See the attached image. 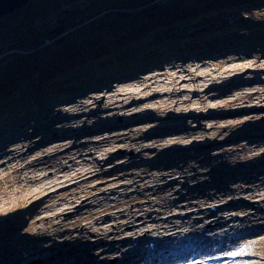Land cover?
Listing matches in <instances>:
<instances>
[{"label":"rangeland","instance_id":"rangeland-1","mask_svg":"<svg viewBox=\"0 0 264 264\" xmlns=\"http://www.w3.org/2000/svg\"><path fill=\"white\" fill-rule=\"evenodd\" d=\"M80 15L79 13L78 17ZM213 15L212 12L201 20L193 19L178 23L169 34L170 40L162 39L164 41L160 44L162 52L156 61H144L145 58L142 56L146 52L140 50L136 53L140 64L136 66L124 70L111 69L91 80L88 78L82 83L77 82L76 89L62 93L59 99L44 103L39 101L40 103L36 104L38 111L31 116L27 111L33 110L32 107H26L16 113L0 117V120H4V123L0 121V132L6 133L3 130L9 123L21 117L23 113L28 114L24 120L16 123L28 124L24 127V132L22 131L24 144L18 149L25 151L28 146L41 147L54 141L51 148L30 153L25 160L21 159L18 165L36 160L40 164L46 162L45 166L48 159L53 158L56 153L71 148L74 163L78 162V166H83L81 163L83 160L88 162V166H92L78 173L74 171L77 165L73 164L69 171L67 169L65 172L57 171L54 176L59 177L58 179L52 182L46 180L47 184L35 185L29 190L21 189L19 194L13 187L17 186L16 174L19 168L10 165L6 170L0 171V264H40L57 256L59 251L61 257H56L54 264L69 262L83 264L89 259V255L87 258L85 256L81 258L79 252L88 241L77 243L76 249L68 257L63 255L67 252V246L56 245L58 241L63 242L64 238H67V233L78 232L80 228L86 229L84 236L89 238L88 240H94L95 233L88 227V222L102 221V227L112 232L108 235V241L112 244L125 237V234L116 229L117 223L128 226L130 223L141 225L143 219L145 225L159 218L178 219L177 217L185 213L190 219H194L195 223L189 232L181 230L182 237L169 240L162 237L155 241L154 238L146 236L137 241L136 235H128L122 251H130L132 248L133 252L126 253V261L120 263L123 262L121 251L107 252L105 264H147L146 261L151 258H155L156 264H161L157 262L158 259L165 260V264H197L203 259L229 261L235 258L264 262V239L254 243L256 253L253 255L239 254L237 250H229L223 254L222 249L216 251L212 257L206 254V249L213 250L219 244L228 247L236 245L235 239H245L243 233L258 224L248 223L242 228L243 233L239 234L240 237L235 235L236 238H231L233 228L216 226L214 221L217 217L226 219L230 225H235L238 224L236 220L239 216H247L253 221L258 213L257 209L264 211V201H260L259 198L261 192L264 195V190L251 196L245 191L242 198L221 196L217 193L219 188L227 190L239 185L243 177L240 171L246 166L247 157L252 154L263 159L257 163L259 173L252 170L247 171V175L258 181L264 177V26L236 28L238 27L236 25L241 23H256V20L264 15V10L261 8L250 11L234 10ZM67 16L60 15L59 19L51 21L53 29L61 27V30L57 34L51 33L54 37L44 39V44L52 42L56 36L66 32L63 18ZM82 21L84 19L80 20V23ZM84 24L86 23L82 25ZM228 24L231 28L228 31L215 28L217 27L215 25ZM146 40H142L141 44L145 46ZM4 44L3 42L1 45ZM12 51L10 49L6 54ZM12 58L8 56L6 59L11 61ZM168 71H172L176 77L182 75V79L179 80L180 88H173L170 76L165 75ZM151 76L155 89L151 91L149 97L135 99L127 95L126 92L141 89V81ZM150 82L151 80H147L146 83ZM125 84L129 85L124 90L116 89ZM195 89H199V92H193ZM180 90L186 93L185 99L191 98L192 102L180 104V97L172 101ZM39 99L44 100L43 97ZM111 102L136 106L127 112V116L119 114L120 112L113 115L112 121L98 122L94 121L95 118L92 119L94 124L89 125L90 130L70 124L67 130L59 128L53 130L54 125L59 126L62 120L64 121L65 116L62 114H65L66 109L70 108L69 114L72 117L78 115L80 118H89L91 113L99 115L101 112L105 117L110 116L107 108ZM53 136L56 138L47 143ZM99 139L103 140L92 145ZM86 141L87 144L84 145L83 142ZM165 143H170V150L162 155L159 158L161 161L157 163L158 158L150 151L160 145L165 146ZM93 146H97V149ZM2 149L4 147H0V166L2 163H8L7 158L3 157L5 150ZM68 160L67 157L57 158L56 162H59L57 166ZM167 160H170L173 167L187 166L185 171L191 176L186 182L180 178L178 180L181 181L180 184L166 191L165 194L171 196L170 209L152 204V201L158 200L156 196L149 198L152 199L150 201L143 197L138 199V191L130 189L139 188V183L128 185L125 189L119 187L122 183L118 182L103 185L106 180L117 181L119 177H127L131 172H138L137 182L142 177L146 184L152 185L155 182L151 180L158 171H165L163 162ZM141 167L145 170L141 171ZM63 173L68 176L67 180L66 176L63 178ZM168 173L166 178H175V173L169 171ZM208 177L210 179L206 180ZM160 183H163L162 180ZM187 183L190 185L189 189ZM93 186L96 187L93 192L86 194L92 191L89 188ZM179 186H182L181 192H187L175 193L174 190ZM241 186L249 188L251 184L241 182ZM111 188H117V192L109 191ZM212 193L216 194V197L205 202L204 198L211 196ZM197 199L203 203L197 202ZM81 200L87 202L85 208L79 207ZM115 200L127 201L124 207L107 211L106 207ZM220 202H223V207H219ZM136 203L142 204L141 209L135 205ZM72 204V207H67ZM128 207L131 213L122 217L120 215L122 208ZM85 209L87 213L84 212ZM92 209L99 211L92 216L88 214ZM203 209L209 210V213L203 216L200 213ZM75 210L83 212L79 217H70ZM147 210H150L148 217ZM67 215L69 218L66 219ZM199 216H203L202 220H198ZM259 222L264 224V219ZM166 232L168 233L161 231V234L165 235ZM256 236V233L253 234L251 239ZM51 240L54 246H51ZM149 242H152V247H149ZM170 243L173 248L169 247ZM109 244L106 241L101 242L105 249ZM200 248L205 251L199 256L197 252ZM166 253L168 254L165 255ZM177 255L182 257L179 261L176 259ZM239 255L242 258L238 257ZM117 256L120 262H116Z\"/></svg>","mask_w":264,"mask_h":264},{"label":"trees","instance_id":"trees-1","mask_svg":"<svg viewBox=\"0 0 264 264\" xmlns=\"http://www.w3.org/2000/svg\"><path fill=\"white\" fill-rule=\"evenodd\" d=\"M259 8L264 10V0L27 2L0 18V55L5 53L0 57V115L34 107L38 101L48 102L102 72L136 66L140 50L146 52L144 61L158 60L160 44L170 40L169 34L180 22L201 20L212 12L217 16L224 11ZM139 9L143 10L133 13ZM60 15H68L63 18L66 32L44 44V39L54 37L51 21ZM259 25L264 26V15L256 23L245 22L236 28ZM215 26L231 29L229 24ZM142 40H146L145 46ZM10 49L13 51L6 54ZM8 56L13 57L11 61ZM38 96L44 100H35Z\"/></svg>","mask_w":264,"mask_h":264},{"label":"bare ground","instance_id":"bare-ground-1","mask_svg":"<svg viewBox=\"0 0 264 264\" xmlns=\"http://www.w3.org/2000/svg\"><path fill=\"white\" fill-rule=\"evenodd\" d=\"M4 15H7V14H4ZM4 15H2L1 17H4ZM171 72L172 71H168L165 73V75L170 76V81H171V85L173 84V88H176V87L180 88L179 87V80L182 79V75L176 77V74L174 75ZM193 74L196 75L195 72H193ZM135 80L138 81L137 79H135ZM147 80H151V82L146 83ZM141 84H142L141 89H138L135 92H130V93L126 92L127 95L134 97L135 99L140 98V97H144V96L149 97L151 95V91L155 89V83L152 80V76L150 78L143 79L141 81ZM128 85L129 84L118 86V88H116V89L124 90ZM193 92H199V89H195ZM198 95L201 96L200 94H198ZM185 96H186V93L183 92L182 90H180L175 95V97L172 98V101H175V98L180 97V99H181L180 104L192 102L191 98L187 97L188 99H185L186 98ZM38 97H36L35 100H37ZM59 98H60L59 96H55L50 100L59 99ZM38 103H40V102L38 101ZM130 105L131 104H128V105H120L119 104L118 105V104H114L113 102H111L107 108V112L109 113L108 115H110V116L104 117L102 115V112H101L99 115L98 114L96 115L95 113H91L90 114L91 116H89V118H80L78 115L72 117L69 114V109H70L69 108V109L65 110V114H62V116H65L64 121L62 120L61 124L59 123L60 124L59 126L54 125L53 130L58 129V128L62 129V130H67L68 124H70L71 126L72 125L80 126L81 128L84 127V129L90 130L91 128L89 127V125L94 124L95 120H98V122H101V120L112 121V118H113L112 116L117 114L118 112H120L119 114H121L123 116H127L126 115L127 112H129V110H131V108H135V106H136V105H134V106H130ZM32 109L33 110H31V111H27L30 114L29 116L34 114V112L38 111V109H36V106L32 107ZM17 111H15L13 113H16ZM9 114H11V113H8V114L4 113V114L0 115V117L7 116ZM27 115L28 114L23 113L21 115V117L16 118L13 122L9 123L8 127L4 128V130H3V132H6V133L0 132V147H4V149H2V150H5L3 152V157H6L7 161H8L7 164H3V163L1 164L0 171L6 170L10 165H16V169L19 168V170L16 174L17 186L13 185V187L16 189V193L19 194V192H20L19 190H21V189L29 190L30 188L32 189V187L35 185L36 186L41 185L42 183L47 184L48 182L46 180H48L49 182H52V181H54V179H58L59 177L56 178L54 176L57 174L56 172L60 171V170H61V172H65L66 169H67V171H69L73 164L77 165V168H75L74 171H76L78 173H81L82 171H84V169L86 170V168L90 169L92 167L90 165L88 166V162H83V160L81 161L83 166H78V162L74 163L75 158L71 157V148L65 150L62 153L61 152L56 153L53 156V158L48 159V162H47L48 164L45 166H44V163H46V162H43L40 164V163H37L36 160H35V162L29 161L28 163L18 165V162H20L21 159L25 160L26 157L28 155H30V153L38 152L41 150H46L48 148H51L53 146L52 143H54V141L51 139L56 138L54 136L52 138H50L47 143H49L51 141H53V142H51L45 146L44 145L41 147L35 146L34 148H29V146H28L25 149V151L18 149L20 145L24 144V139H23V136H24L23 132L24 131H23V129L25 126H28V124L22 123L21 125H18L16 123L18 121L24 120ZM92 119H94V121ZM0 121H2V120H0ZM94 136H96V135H94ZM180 136L182 137L184 135H180ZM102 140L99 139V140H97L96 143H92V145H96L97 143L101 142ZM170 143L169 144L165 143V146L160 145L156 149H153L152 151H150V153H152V155L154 157L158 158L156 160L157 163H159V161H161V160H159V158L162 155L166 154V152H168L170 150ZM83 144L86 145L87 141L83 142ZM93 147L95 149H97V146H93ZM15 153H17L16 156H15ZM135 156H137L136 153H135ZM258 156L259 155H256V154H252V155L248 156L247 157L248 161L246 163V166L242 167L243 170L240 169L241 170L240 173H241V175H243V177L240 179V181L241 182H250L251 186L249 188H245V186H241V182L239 181V185L237 184L238 185L237 187L229 188L227 190L223 189V188H219L217 190L218 195H221V196L228 195L230 197L239 196L242 198L244 196L245 191H248L247 195L251 196L254 193H260L261 190H264V177L260 178V180L258 181L257 179H253V178L251 179L250 176L247 175V171H252V170L253 171L255 170V172L257 171V173H259V169L257 168V163L260 162L261 159H263V158L258 157ZM60 157L69 158V160L66 162L69 164L66 165V163L62 162L59 166H57V164H59V162H56V160H57V158H60ZM163 164L165 167V169H164L165 171H163V172L160 170L158 171V174L155 175L151 180L152 182H155L152 185L146 184L145 179L142 177L139 178V182H137L136 177L139 176L138 172H131L129 174V176H127V177L121 176L117 179V181H113L110 179L106 180L105 182H103V185L104 186L111 185V183L117 184V182H118V183H122L119 187H123L125 189L128 187V185H133V184L139 183V186H140L139 188H135L133 190H132V188L130 189V191H138V194H137L138 199L143 197V198H147V201H150L152 199H149V198H151L152 196H156L155 198L158 200L153 199L154 201H152V204H156L157 206H160L163 209H170V207H171V200H170L171 196H169L168 194H165L166 191H169L172 188H174V185L180 184L181 181H178L180 178H182V180L184 182H186L187 180H189V177H191V176L188 175V173L185 171V168L187 166L178 165V166L173 167L171 165L170 160L164 161ZM145 168L149 169L147 167H145ZM140 170L142 171L145 169L141 167ZM168 171L175 173L176 174L175 178H171V179L166 178V176L169 175ZM244 172L246 174H244ZM23 174H27V175H23ZM62 175H63V178H64V176H66V180L68 179L67 178L68 176L66 174L63 173ZM209 179H210V177H208L206 180H209ZM161 180L163 183H160ZM147 182H150V181H147ZM119 187H117V188H119ZM94 188H96V187H94V186L90 187L89 189L92 191H89L86 194L92 193ZM117 188H111V189H109V191L117 192ZM181 188H182V186H179V188L174 190V192L175 193L179 192V194L187 192V191L181 192V190H182ZM187 188L188 189L190 188L189 184L187 185ZM200 192H201V190L199 191V193ZM171 193H172V191H171ZM159 194H162V195L160 196ZM259 195H260L259 198L261 199L260 201H264L263 193L261 192ZM93 196L90 197L91 201L93 199ZM95 197H98V196L95 195ZM213 197H216V194L212 193L211 196L205 197L204 201L206 202V201L212 199ZM126 201L127 200H122V201L115 200L111 205H108L106 207L107 211H110L112 208L119 209L121 207H124ZM197 202H200L201 204L203 203L202 200H198V199H197ZM71 203H73V201ZM192 203H194V202H192ZM86 205H87V202H83L82 200L79 202L80 208H85ZM135 205L139 209H141V205H142L141 203H136ZM72 206H73V204L71 206H67V207H72ZM220 206L221 207L224 206L223 202H220L219 207ZM258 210L259 209L256 210L258 212V213L256 212L257 215L254 214L255 219L253 221L250 220V218L247 216H239L236 220V223H238V224H235V225H230V222L226 221V219L224 220L222 218L217 217L214 221V224L216 226H218V227L219 226H227L230 229L233 228L232 232H231V238H234V237L236 238L235 235H237V237H240L239 234L243 233L242 228L244 226H247L248 223H250V222L254 223L255 222L258 224H256L255 228H249L247 231H245L243 233V237H246L245 239H242V240L241 239L240 240L235 239L236 245L228 247L227 245L219 244L213 250H211L210 248L206 249V254L208 256L212 257V255H214L216 251L221 250V249L223 251V254H226V252L229 250H237V253H239V254H247V255L255 254L256 250L254 249V243L264 239V224L262 222L261 223L259 222V220L262 221L264 219V211H258ZM98 211H99L98 209H92V210L88 211V214H92V216H93V214H97ZM149 211L150 210L146 211V217L149 216ZM82 212L83 211L75 210L73 212V214L70 215V217L71 216L72 217H79V215ZM84 212L87 213L86 209L84 210ZM222 212L224 213L225 211H222ZM130 213H131V210L129 209V207L128 208H122V212L120 215L122 217H125V216H128ZM200 213L204 216L205 214L209 213V210L203 209V210H200ZM203 216H199L198 220H202ZM112 217H114V216H112ZM65 218L66 219L69 218V215H67ZM177 218L178 219H175L174 217H167L164 219L159 218L157 220H152L150 224L148 223L145 225H144L143 219L141 220V222H143V224H141V225H137V224L135 225L134 223H130L129 224L130 226H128V224L124 225V223H117L116 229L118 228V230L122 234H125V237L120 239L118 242L112 243V244L110 241H108V235H109V233H112V232H111V230H106L105 228L102 227V221L101 220H100L101 222H99V221H95L94 223L88 222V224H89L88 227H91V230L95 233L94 240H88L89 238L84 236V232L86 231V229L80 228V229H78V232L67 233L66 234L67 238H64L65 240L63 242L58 241V244L56 245V247H59V246L63 247V245L67 246V252H65L63 255H65V257L66 256L68 257L71 254V252L76 249L77 243H84V241H88V242H86L88 244L84 245V247H82V250L79 252V257H81V258L83 256L86 257L87 255H89V259L86 260V262H84L83 264H105V262H106L105 260L107 258L105 256V253L115 252V251H121V255L123 254L121 256V261H123V262L119 261L120 258H118V256H117L116 262L119 261L120 263H124L126 261V259H125L126 253L131 254L133 252L132 248H130V251L129 250H123L122 251V247L124 245L126 246V241H127L128 235H133V234L136 235L137 241L143 239L146 236H149L150 238H154L155 241L160 240V238H162V237H163V239L169 240L172 238L174 239L176 237L177 238L182 237L181 236V234H182L181 230L182 229H185L186 232L187 231L189 232L191 229L194 228L193 227L194 223H195V222H193L194 219H190L189 215L187 213H185L184 215H181ZM154 222H156V223L154 224ZM124 227H127V228H124ZM159 228H161L163 230H161ZM137 231H141V233H139ZM161 231H168V233L166 232V234L164 235V234H161ZM255 233L257 235L256 238L251 239L252 235ZM102 241H106V242L110 243L106 249L101 246ZM51 246H54L53 240H51ZM169 247L173 248L171 243H170ZM56 249L58 250V248H56ZM145 251L146 250H144L143 253H145ZM168 251H170V249H168ZM204 251H205L204 249L200 248L199 251L197 252V255L200 256L201 253ZM60 253L61 252L59 251L57 256H54L53 258L48 259V260H46V262H42L40 264H54L56 257L60 256ZM171 253L172 252L170 251L169 254H171ZM167 254L168 253H166L165 255H167ZM102 257H103V259H102ZM238 257L242 258V256H240V255ZM181 258H182L181 256L177 255L176 259L179 261ZM157 262L161 263V264L166 263L165 260H163V259H158ZM69 263H72V262H69ZM69 263H66V264H69ZM146 263L147 264H156L155 258L148 259L146 261ZM79 264H82V262H79ZM197 264H264V262L263 261H253V260H235V259H230L229 261L225 260V259H224V261H216V260L211 259V260L207 261V260L203 259V260L198 261Z\"/></svg>","mask_w":264,"mask_h":264},{"label":"water","instance_id":"water-1","mask_svg":"<svg viewBox=\"0 0 264 264\" xmlns=\"http://www.w3.org/2000/svg\"><path fill=\"white\" fill-rule=\"evenodd\" d=\"M32 0H0V18L4 14L11 13L18 7L25 5ZM61 30V27L52 29L51 33L57 34Z\"/></svg>","mask_w":264,"mask_h":264},{"label":"snow or ice","instance_id":"snow-or-ice-1","mask_svg":"<svg viewBox=\"0 0 264 264\" xmlns=\"http://www.w3.org/2000/svg\"><path fill=\"white\" fill-rule=\"evenodd\" d=\"M232 255H236V253H232Z\"/></svg>","mask_w":264,"mask_h":264}]
</instances>
